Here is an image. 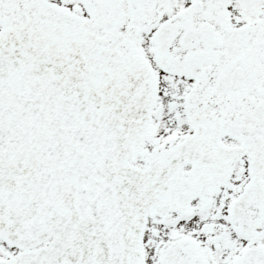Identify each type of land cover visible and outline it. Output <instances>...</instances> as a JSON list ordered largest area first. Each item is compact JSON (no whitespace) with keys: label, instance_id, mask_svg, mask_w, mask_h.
Instances as JSON below:
<instances>
[{"label":"snow or ice","instance_id":"1","mask_svg":"<svg viewBox=\"0 0 264 264\" xmlns=\"http://www.w3.org/2000/svg\"><path fill=\"white\" fill-rule=\"evenodd\" d=\"M0 264H264V0H0Z\"/></svg>","mask_w":264,"mask_h":264}]
</instances>
